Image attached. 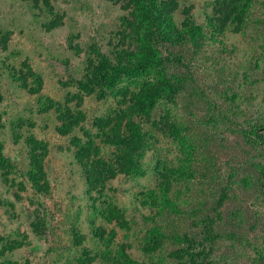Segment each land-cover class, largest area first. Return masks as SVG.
Returning a JSON list of instances; mask_svg holds the SVG:
<instances>
[{
    "label": "rangeland",
    "instance_id": "rangeland-1",
    "mask_svg": "<svg viewBox=\"0 0 264 264\" xmlns=\"http://www.w3.org/2000/svg\"><path fill=\"white\" fill-rule=\"evenodd\" d=\"M134 1L0 0V264H264V143L250 132L264 127V0H248L250 17L223 35L204 27L229 0H146L179 91L138 119L146 146L139 170L127 174L94 125L115 110L120 88L144 78L123 75L92 91L80 84L91 61L114 62L133 46ZM164 3L178 4V25L206 38L180 48L158 37ZM170 122L179 138L166 132ZM190 165L194 180L174 177L179 213L158 219L144 194L158 189V171ZM155 218L179 239L149 256Z\"/></svg>",
    "mask_w": 264,
    "mask_h": 264
},
{
    "label": "trees",
    "instance_id": "trees-1",
    "mask_svg": "<svg viewBox=\"0 0 264 264\" xmlns=\"http://www.w3.org/2000/svg\"><path fill=\"white\" fill-rule=\"evenodd\" d=\"M226 1V0H224ZM233 1L229 0L227 4L224 5L226 8L223 13H216V17L209 18L207 27H204V33L209 32L210 27L213 28L214 32L219 35H223L225 32V27L229 24L237 23V26L242 25L245 20H247L250 15L246 18V10L244 4L248 6V0H235V3L240 2L242 4L241 10L237 11L232 9ZM244 2V3H243ZM135 10L132 12L131 17L134 21L132 26V44L129 48L122 49L117 52V56L114 62H109L106 57H103L100 65H96V61H91L92 71L88 74L87 82L80 84V87L84 91H92L94 87L109 86L118 84L121 76L127 75L131 77H142L144 78L138 85L132 87H122L118 90L116 95V108L108 116L103 118H98L94 127L99 132L98 138H104L102 141L105 146L118 149L116 159L117 164L121 166V171L129 174L136 173V166L140 167V159L143 157V152L146 146V133L144 132L143 126L138 119L143 117H150L157 104L163 99L174 98L179 89L176 86V81L178 77L176 75H169L167 69L165 68V60L169 62V59H164L162 55V50L159 47V42L154 40V29L156 25L154 22L157 20L156 6L146 0H135ZM169 4L164 3L161 5L160 15H167L168 21L166 23L164 33H159L158 37H162L165 42L170 43L174 47L184 48L188 45H194L195 42L199 44L201 39H205L206 35L202 30L195 28L196 26H190L187 23L178 25L175 20L176 10L178 9V4H175L174 9L168 7ZM249 8V7H248ZM226 13V14H225ZM222 15L226 17L222 18ZM164 17V18H165ZM57 25H59L57 23ZM52 24L51 27L57 26ZM155 26V27H154ZM49 27V28H51ZM199 31V32H198ZM156 36V35H155ZM173 55V54H171ZM175 58L180 57L179 55H174ZM154 71V74L149 75V72ZM36 84L41 87V78H36ZM30 92L36 93V90L30 89ZM80 122V121H79ZM78 124V123H77ZM171 124V128L169 125ZM167 127L166 132L172 133L174 136L179 138L181 136V129L174 122H170ZM264 130V127L259 129H253L252 132L255 136L259 138L262 143H264V131L259 133V130ZM91 149H94V158H100L101 149L95 147V143H90ZM85 149H80L82 152ZM3 148L0 144V157L2 156ZM92 152V151H91ZM88 153V152H87ZM90 153V152H89ZM88 155H83L84 162L89 161ZM99 161L107 163V161ZM264 167V166H263ZM195 169L193 166H187L184 169H166L164 171H158L157 176L160 178V184L158 189L150 190L148 193L144 194V200L148 201L146 206L151 208L156 207L157 214L156 217L161 219L163 215H167L169 219L170 216L179 213L178 205L176 201L171 196V191L174 188V177H179L182 175L188 180L195 176ZM186 172H188L186 174ZM184 174V175H183ZM187 176V177H185ZM178 178V179H179ZM91 180V178H88ZM37 181H34V183ZM264 182V168L262 178L260 183ZM246 183V182H244ZM222 198H226L222 196ZM105 209L103 211L104 218L111 219L113 216L112 210ZM116 216V215H115ZM155 218V230L147 235L150 240L148 248L144 249V253L152 256L155 253H161L164 250L166 240L173 239L178 241L179 237L175 235L168 237L163 231L160 225V220ZM214 221L209 220V226L213 225ZM210 232H208L209 235ZM116 232H113L115 235ZM186 240H190L188 235ZM179 252L170 253L171 257L175 258V255ZM130 260V257L127 256ZM129 264H137L134 261H128Z\"/></svg>",
    "mask_w": 264,
    "mask_h": 264
}]
</instances>
